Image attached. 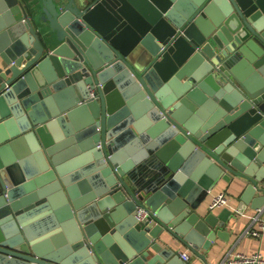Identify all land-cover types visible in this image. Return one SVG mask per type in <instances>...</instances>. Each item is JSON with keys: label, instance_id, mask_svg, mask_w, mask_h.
Wrapping results in <instances>:
<instances>
[{"label": "water", "instance_id": "water-1", "mask_svg": "<svg viewBox=\"0 0 264 264\" xmlns=\"http://www.w3.org/2000/svg\"><path fill=\"white\" fill-rule=\"evenodd\" d=\"M222 180L263 206L264 0H0V264H188Z\"/></svg>", "mask_w": 264, "mask_h": 264}, {"label": "crops", "instance_id": "crops-1", "mask_svg": "<svg viewBox=\"0 0 264 264\" xmlns=\"http://www.w3.org/2000/svg\"><path fill=\"white\" fill-rule=\"evenodd\" d=\"M260 185L264 186V183ZM242 187L238 181L235 184L229 185L222 180L209 192L208 196L201 203L200 210L203 212L212 211L219 215L225 207H228L233 210V215L226 222L225 226L221 228L223 233L217 235L215 241L208 248L200 247L198 249L200 255L184 243L173 239V244H175L179 254L180 252H188L190 254L188 264H221L225 256L231 251L245 254L260 252L264 257V232L260 236H253L246 232L251 223L250 216L254 215L258 209L263 208L264 204L261 208L254 209L252 203H249L242 206V212L238 211L237 209L240 203L238 201V195ZM223 192L228 196L229 206L210 209L209 204L212 198ZM218 229L215 228L214 230L217 231Z\"/></svg>", "mask_w": 264, "mask_h": 264}, {"label": "built area", "instance_id": "built-area-1", "mask_svg": "<svg viewBox=\"0 0 264 264\" xmlns=\"http://www.w3.org/2000/svg\"><path fill=\"white\" fill-rule=\"evenodd\" d=\"M229 199L226 193H220L214 196L209 204L210 209L220 206H229ZM147 211L139 209L137 218L144 220L146 218ZM251 223L247 229V233L253 236H260L264 232V207L258 209V211L250 216ZM180 257L184 261L190 260V254L188 252H180ZM221 264H264V257L260 252L245 254L241 252H229Z\"/></svg>", "mask_w": 264, "mask_h": 264}]
</instances>
